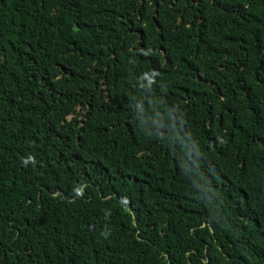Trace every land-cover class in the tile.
<instances>
[{
	"label": "trees",
	"instance_id": "trees-1",
	"mask_svg": "<svg viewBox=\"0 0 264 264\" xmlns=\"http://www.w3.org/2000/svg\"><path fill=\"white\" fill-rule=\"evenodd\" d=\"M0 264H264V0H0Z\"/></svg>",
	"mask_w": 264,
	"mask_h": 264
}]
</instances>
